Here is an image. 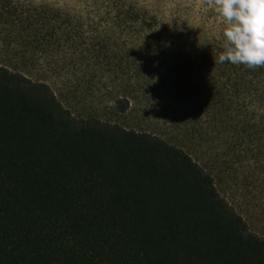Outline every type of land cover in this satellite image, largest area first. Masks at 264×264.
<instances>
[{
	"label": "trees",
	"instance_id": "trees-1",
	"mask_svg": "<svg viewBox=\"0 0 264 264\" xmlns=\"http://www.w3.org/2000/svg\"><path fill=\"white\" fill-rule=\"evenodd\" d=\"M72 19L0 0L5 44L19 50L15 69L0 62V264H264V238L216 184L263 139L264 67L219 63L221 44L187 52L158 41L116 76L121 115L144 87L195 94L183 120L222 148L206 166L155 133L76 117L18 68L60 44L57 23Z\"/></svg>",
	"mask_w": 264,
	"mask_h": 264
},
{
	"label": "rangeland",
	"instance_id": "rangeland-1",
	"mask_svg": "<svg viewBox=\"0 0 264 264\" xmlns=\"http://www.w3.org/2000/svg\"><path fill=\"white\" fill-rule=\"evenodd\" d=\"M14 1L60 9L73 18L57 23L66 34H62L60 44L48 48V53H37L30 66H17L33 78L47 82L76 117L100 118L155 133L184 147L202 164L215 166L211 160L222 151L219 143L201 132L192 120H183L187 107L198 101L195 94L164 95L158 86L156 92L144 87L138 89L131 112L121 115L114 108L117 98L125 94L116 76L127 70L128 58L146 49L147 44L161 41L187 52L210 44L224 46L225 22L210 0ZM129 13L138 21L127 22ZM3 32L0 25V62L15 69V54L19 50L15 43L5 44ZM151 71L157 75L154 67ZM260 112L264 116V111ZM262 138L258 137L249 147V153L234 170L221 168L216 184L250 230L264 238Z\"/></svg>",
	"mask_w": 264,
	"mask_h": 264
},
{
	"label": "clouds",
	"instance_id": "clouds-1",
	"mask_svg": "<svg viewBox=\"0 0 264 264\" xmlns=\"http://www.w3.org/2000/svg\"><path fill=\"white\" fill-rule=\"evenodd\" d=\"M225 22L219 63L264 67V0H210ZM217 60L215 59V64Z\"/></svg>",
	"mask_w": 264,
	"mask_h": 264
}]
</instances>
